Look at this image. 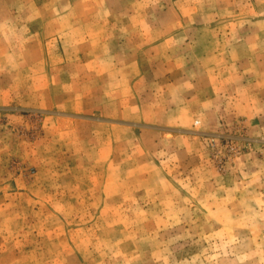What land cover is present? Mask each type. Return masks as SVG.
<instances>
[{"label": "rangeland", "instance_id": "rangeland-1", "mask_svg": "<svg viewBox=\"0 0 264 264\" xmlns=\"http://www.w3.org/2000/svg\"><path fill=\"white\" fill-rule=\"evenodd\" d=\"M0 264H264V0H0Z\"/></svg>", "mask_w": 264, "mask_h": 264}]
</instances>
